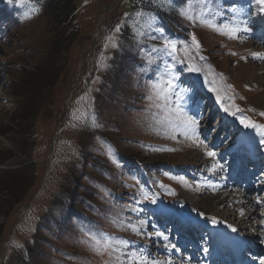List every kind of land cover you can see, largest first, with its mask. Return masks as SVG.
I'll list each match as a JSON object with an SVG mask.
<instances>
[{
	"label": "rangeland",
	"instance_id": "1",
	"mask_svg": "<svg viewBox=\"0 0 264 264\" xmlns=\"http://www.w3.org/2000/svg\"><path fill=\"white\" fill-rule=\"evenodd\" d=\"M213 2L224 10L216 23L234 19L251 30H241L231 39L181 15L184 10L198 14L203 0H75L78 36L63 79L34 121L32 136L19 141L1 130H23L14 115L21 112L20 103L32 98V91L26 90V99L15 96L13 77L22 80L24 70L37 64L44 67L50 33L48 20L32 0H0V27L8 30L6 37L0 33V149L15 157L3 164L0 152V179L15 180L12 175L25 169L16 166L31 156L39 181L25 186L0 183L6 188H0V264H139L141 257H147L148 264L162 258L179 262L159 249L163 238L153 235L158 230L164 237L178 232L171 221L162 224L153 219L156 207L194 222L207 217L211 225L225 224L233 236L240 233L245 240L264 245V205L256 198L247 195L251 214L250 208L238 213L231 204L207 211L214 194L239 193L221 182L226 176L228 181L236 174L244 176L248 167L236 172L241 161L232 159L225 167L229 175L222 177V160L231 154L241 158L231 146L243 130L253 134L254 143L242 151L253 156L254 147L261 153L253 156L257 162L251 169H257L254 177L264 187L262 129L241 123L246 119L264 125V15L255 0ZM148 6L165 10L167 16L148 13ZM232 7L243 11L233 17L228 11ZM193 34L201 45L199 56L205 57L191 61L201 68L199 73L187 71L188 60L178 62L185 58ZM109 35L116 46L109 44L105 51ZM166 41L177 45L174 55L164 50ZM169 69L178 76L179 87L189 92L187 111L200 120L197 135L203 144L169 122L174 114L153 107L148 99L151 85L167 78ZM75 176H79L76 183ZM245 183L256 182L248 178ZM69 187L67 195L64 189ZM89 233L107 234L129 246L97 255L83 243ZM133 252L135 261L130 259Z\"/></svg>",
	"mask_w": 264,
	"mask_h": 264
},
{
	"label": "trees",
	"instance_id": "2",
	"mask_svg": "<svg viewBox=\"0 0 264 264\" xmlns=\"http://www.w3.org/2000/svg\"><path fill=\"white\" fill-rule=\"evenodd\" d=\"M32 3L36 4L39 7L42 13V17H45L48 20L47 25L48 31L50 33V41L48 44L50 45L48 46L46 56L43 59V68L41 65L37 64L31 70H24L23 75L25 76L22 80H20L19 77H13V85L11 89L12 93L15 96L19 97L20 99H26L28 97L27 93L29 91H32V98L24 103H20L21 112L14 115V119L16 118L17 120L21 121V124H18L17 126L19 128L21 126L23 130L21 132H18L15 129L12 130L11 127H6L5 129L1 130V134L5 136L13 135V139H18L19 141L21 139L23 140V138L28 139L29 136H32L34 121L39 118L41 110L46 108V105L49 103L53 91L61 83L64 75L63 69L67 65L70 56H72L73 47L78 36V32L75 29V24L73 22V18L77 10L75 0H32ZM3 10L5 9L3 8ZM147 12L157 15H161L163 12V16H167L166 11L158 7L148 6ZM20 30H23V27ZM0 33H2V35L6 37L8 33L7 28L0 27ZM27 89H29V91L26 93ZM96 102L97 101L94 100L93 103L95 104ZM23 105L25 111H23ZM39 122L40 120L37 121L36 125ZM0 152L3 154V158L1 160L3 164H5L6 160H15V157H11L13 156L12 152L7 151L6 149H0ZM23 153L24 150L20 152V154ZM17 158L18 157H16V159ZM26 159L27 160H25L24 163L16 166L19 167L18 170H21L22 168L25 169H23V171L21 170L20 173L16 172L12 175L13 178L15 177V180L8 181L7 179H0V183H22L23 186H25L27 184H32L34 181L37 182L38 175L36 173L34 165L30 163L31 156L29 158L26 156ZM74 178V183H76L79 176H75ZM0 188L6 189L4 184H1ZM70 189V187L64 189V193L70 195Z\"/></svg>",
	"mask_w": 264,
	"mask_h": 264
},
{
	"label": "snow or ice",
	"instance_id": "3",
	"mask_svg": "<svg viewBox=\"0 0 264 264\" xmlns=\"http://www.w3.org/2000/svg\"><path fill=\"white\" fill-rule=\"evenodd\" d=\"M9 3H12V0H8ZM255 3L259 6V11L261 15H264V0H255ZM33 11H36V9H33ZM233 14V17L238 16L243 10L237 9L235 7H232L231 9H228ZM142 12H137V16H141ZM181 15L184 16L186 19H188L190 22L193 23H199L201 26L207 27L221 35H227L231 39L237 38V34L242 30L244 32H248L251 29L247 26L241 28V24H243V21H240V23H236L235 20H231L229 23L226 24H220L216 23L215 20L217 17L224 15V10L217 4L213 2V0H203V5L200 8V11L198 14H192L188 10H184L181 12ZM116 32L120 31V26H117L115 29ZM114 40L113 35H109L107 37L108 43L105 44V51H107V48L109 44H111L112 47H115L116 45L112 43ZM164 50L175 54L178 49L177 45L173 42L166 41L164 44ZM201 51V45L197 41L195 34L191 36V44H189L185 48V58L178 61L179 63H185V60H188L189 63L187 65V71L189 72H195L199 73L201 72V68L198 67L195 63H192L191 61L195 59L196 56H199V53ZM195 54V55H193ZM234 54V53H233ZM259 55V54H254ZM199 59L203 60L205 57L199 56ZM106 60V57L102 54L100 56L101 66L104 65V61ZM210 71V70H209ZM169 76L163 80L157 81L156 83H153L151 85V91L152 95H149L148 99L152 102L153 107H157L168 114H174V121H169L170 123H173L175 127H182L185 129L184 134L186 136H189V138L193 139L194 142H199L200 144H203L202 140H199V137L197 135V129L200 125V120L196 118L194 115H189L187 111V105L190 99L189 92L187 89L180 88L179 85L176 83L178 80V76L172 73V70L169 69ZM207 83H214V81H207ZM210 92L217 93L216 87H210ZM175 97V100L173 99ZM216 99L218 102H220L221 97L219 94L216 95ZM221 107H224V105L221 103ZM224 111L228 112L229 109L227 107H224ZM237 111L239 109L237 108ZM232 115H235V113H231ZM261 115H264V113H261ZM241 123L245 127H251V128H260L262 129V135H264V125H256L250 121H247L246 119H242ZM93 126L95 125V122L93 120ZM191 133V135H189ZM210 157H215L216 153L209 151L207 153ZM144 199H152V202H155L154 198H149L147 195H145ZM143 223V222H141ZM133 231H137V229L133 228ZM235 231V229H233ZM157 236H163L162 233L157 232ZM164 239H167V237H164ZM83 243L89 245V247L97 254V255H103L106 252L110 251H120L121 248H127L129 246L128 241H122L117 240L107 234H96V233H89L88 239L83 241ZM172 247H175L174 245ZM207 251V250H205ZM123 254V253H122ZM130 259L136 260V253H131ZM139 264H148L147 257H141ZM153 264H159V262L154 261ZM170 264V262H169Z\"/></svg>",
	"mask_w": 264,
	"mask_h": 264
},
{
	"label": "bare ground",
	"instance_id": "4",
	"mask_svg": "<svg viewBox=\"0 0 264 264\" xmlns=\"http://www.w3.org/2000/svg\"><path fill=\"white\" fill-rule=\"evenodd\" d=\"M248 134H249V131L247 133L245 130H243V133L238 136V139L236 140V143L233 146H231V147H233V151L234 152H242V150H244V147L245 148L246 147H249V148L251 147L250 144L254 143V141L252 140V137H251L253 134L251 132H250L249 136H248ZM242 147H243V149H242ZM253 148H252L251 154H261L260 151H257V149L253 150ZM197 149L198 150H200V149L202 150V148H197ZM263 156H264V154H263ZM227 175H229V171H228ZM239 175L236 174L235 175L236 178L239 177ZM229 180H231V179H229ZM227 181H228V179H227V176H226V178L221 182V185H223V187H225V188L229 187L226 184V183H228ZM217 183H219V182H217ZM213 187L214 186H209V188H211V189ZM258 187H259V189L264 190V187H261L259 185H258ZM247 195H249V193L246 194V195L244 193H242V192H239L238 194H232L231 191H229V190H227L225 192H222V193H219L218 195L214 194L213 197H210L211 201L207 203V211H211L212 210L211 207H213V206H216V207L220 208V207H223L226 204H231L233 206V209H237L238 213L246 212V210L249 209L250 206H251L250 202H248L251 199L247 198ZM256 200L258 201L257 204L264 205V197L256 199ZM235 201H236V203H235ZM254 207H255V204H254ZM251 210H253V209L250 208V212H249L250 214H251ZM158 212L159 213L160 212L161 213H165L166 209L160 208V210H158ZM197 222H199V221H195L194 224H196ZM206 223L208 224L209 227L211 226V227L217 228V225H211L209 221H206ZM219 227L220 226H218V231H219ZM157 232L162 233L164 236H167V235L165 233H163L162 231H160V230L156 231L153 234L158 239H159V237L163 238V239L160 240L161 241L160 243L162 244V246H160L159 249H161L162 251L166 252L168 256H171V251H173L174 249L172 247L173 243L170 244V241H171L170 237H167V239H164V236H157L156 235ZM218 235H219L218 233H214V236H218ZM154 239H156V238H154ZM176 239H177V241L182 240L181 238H176ZM220 243H225V244L227 243L228 244L229 241L227 239H225L224 237H222V240H221ZM190 245H193L195 247H199L198 242H195V241H192V243ZM200 246H202V245H200ZM217 249H218L217 247H213L207 253H209L210 256H212V255H214L217 252ZM182 258H184V257H182ZM210 259H211V257H208L207 261H209ZM175 261L176 260H173L172 258H162V259H160L159 264H169V262H170V264H184L182 261H180V262H175ZM185 264H189V263L186 262Z\"/></svg>",
	"mask_w": 264,
	"mask_h": 264
}]
</instances>
